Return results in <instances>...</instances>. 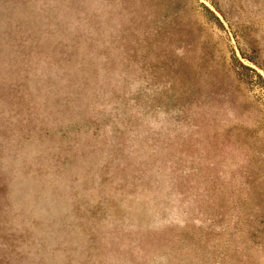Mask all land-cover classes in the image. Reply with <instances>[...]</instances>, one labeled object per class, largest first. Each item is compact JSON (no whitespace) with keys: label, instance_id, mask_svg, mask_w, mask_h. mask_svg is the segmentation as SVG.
Returning <instances> with one entry per match:
<instances>
[{"label":"rangeland","instance_id":"374dc122","mask_svg":"<svg viewBox=\"0 0 264 264\" xmlns=\"http://www.w3.org/2000/svg\"><path fill=\"white\" fill-rule=\"evenodd\" d=\"M0 264H264V0H0Z\"/></svg>","mask_w":264,"mask_h":264}]
</instances>
